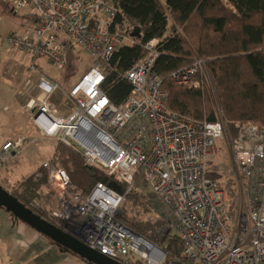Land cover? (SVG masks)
<instances>
[{
    "label": "built area",
    "instance_id": "2783aa9c",
    "mask_svg": "<svg viewBox=\"0 0 264 264\" xmlns=\"http://www.w3.org/2000/svg\"><path fill=\"white\" fill-rule=\"evenodd\" d=\"M13 12L31 10L40 20L34 28L12 31L5 41L14 52L45 57L63 67L68 49L91 58L90 66L71 85V112L62 116L48 104L58 84L39 78V104L28 107L41 132L78 152L124 183L118 193L96 183L83 194L67 171L51 161L42 164L55 194L48 215L59 228L90 249L122 264H264V127L256 122L190 118L169 109L161 80L152 72L159 39L144 44V56L122 77L131 89L120 104L110 101L103 83L114 70L116 49L131 36L112 28L117 9L111 0H3ZM38 71L32 63L29 67ZM204 61L170 73L174 83L202 86ZM199 73V74H198ZM198 75L201 78L198 79ZM35 114L36 117H35ZM225 139L237 174L244 183L246 209L229 206L224 189L212 176L216 140ZM28 142L9 140L0 147V168ZM214 171H216L214 169ZM145 188L143 203L160 226L152 234H176L178 253L136 233L117 218L125 195ZM150 196H147V194Z\"/></svg>",
    "mask_w": 264,
    "mask_h": 264
},
{
    "label": "trees",
    "instance_id": "16d2710c",
    "mask_svg": "<svg viewBox=\"0 0 264 264\" xmlns=\"http://www.w3.org/2000/svg\"><path fill=\"white\" fill-rule=\"evenodd\" d=\"M111 1L117 9L112 28L128 35L138 30L139 34L131 36L133 42L120 45L114 53L111 63L114 70L102 86L112 103L120 104L129 93L131 84L122 77L123 73L144 56V44L157 38L159 54L152 72L161 80L160 89L166 93L169 109L194 119L216 120L212 95L206 85L192 88L176 84L170 78L172 71L190 65L197 55L213 77L216 96L232 136L233 121L256 122L264 127V0ZM53 159L83 194L96 183L124 193L123 182L102 168L85 163L78 152L62 142L56 146ZM45 183L44 172L33 174L20 181L11 194L30 208L38 188ZM125 200L150 211L140 193H127ZM121 207L119 220L141 236L164 244L169 256L179 252L181 242L176 234L166 233L157 238L152 234L157 228L152 218L128 219L120 212ZM31 210L57 224L48 212Z\"/></svg>",
    "mask_w": 264,
    "mask_h": 264
},
{
    "label": "rangeland",
    "instance_id": "374dc122",
    "mask_svg": "<svg viewBox=\"0 0 264 264\" xmlns=\"http://www.w3.org/2000/svg\"><path fill=\"white\" fill-rule=\"evenodd\" d=\"M20 13L21 11H11L9 6L0 0V147L6 141L18 138H26L28 141L10 160L14 162H8L0 168V185L10 193L17 188L20 181L30 175L37 173L41 175V172H44L46 176L42 167L43 162L51 161L58 164L54 161L53 154L59 141L41 132L33 121L28 107L32 100V107L39 104L37 100L41 92L38 87L39 78L43 76L58 84V88L47 101L58 114H61L62 110L68 114L72 110V102L65 93L92 62L85 52L76 48L72 51L68 49L66 64L61 68L50 63L45 57L34 59L24 52L12 51L5 37L9 31L12 32L11 30L21 26L17 20ZM123 44L131 42L125 40ZM195 56L197 55L193 57ZM32 63L38 67V71L29 69ZM199 78L201 75H198ZM202 80V86L206 85L212 95L217 117L221 115L227 121L216 96L213 77L205 65ZM215 145L217 152L211 162L212 176L224 189L229 206L236 205L239 209L245 210L244 183L236 172L231 150L225 145V139L216 140ZM40 168L41 172H38ZM134 192L147 193L141 186ZM56 202L55 194L46 177V183L38 188L29 207L49 212L56 206ZM121 208L120 212L128 219L152 218L155 228L160 226L157 216L151 210L146 212L126 200ZM0 264H88V262L72 251L49 241L46 236L0 206Z\"/></svg>",
    "mask_w": 264,
    "mask_h": 264
},
{
    "label": "water",
    "instance_id": "95a60500",
    "mask_svg": "<svg viewBox=\"0 0 264 264\" xmlns=\"http://www.w3.org/2000/svg\"><path fill=\"white\" fill-rule=\"evenodd\" d=\"M139 35L138 30L130 33V36ZM37 114H35L36 117ZM0 206L11 214L28 224L31 228L37 230L56 244L72 251L84 258L91 264H122L113 260L98 251L90 249L83 242L63 231L55 224L41 218L30 208L22 204L8 190L0 185Z\"/></svg>",
    "mask_w": 264,
    "mask_h": 264
},
{
    "label": "crops",
    "instance_id": "0c3cea01",
    "mask_svg": "<svg viewBox=\"0 0 264 264\" xmlns=\"http://www.w3.org/2000/svg\"><path fill=\"white\" fill-rule=\"evenodd\" d=\"M161 2L164 3L165 0H164V2L163 1H161ZM9 8L11 10V7L10 6H9ZM17 20H19L21 26L18 27L17 29H15V30H11V31L23 32L25 29L34 28L40 22L39 18L31 10H29V9L21 10V13L19 14V17H18ZM72 50H74V49H71V51ZM65 94H67V93H65ZM68 114H66L65 112L63 113V110H62L60 115L66 116Z\"/></svg>",
    "mask_w": 264,
    "mask_h": 264
},
{
    "label": "flooded vegetation",
    "instance_id": "af4514ba",
    "mask_svg": "<svg viewBox=\"0 0 264 264\" xmlns=\"http://www.w3.org/2000/svg\"><path fill=\"white\" fill-rule=\"evenodd\" d=\"M49 241H51V242H53L52 240H50L49 239ZM53 243H55V242H53ZM58 245V244H57ZM58 246H60V245H58ZM60 247H62V246H60ZM82 258V257H81ZM83 260H85L84 258H82ZM87 261V260H86ZM88 262V261H87ZM88 264H89V262H88ZM91 264V263H90Z\"/></svg>",
    "mask_w": 264,
    "mask_h": 264
},
{
    "label": "bare ground",
    "instance_id": "6f19581e",
    "mask_svg": "<svg viewBox=\"0 0 264 264\" xmlns=\"http://www.w3.org/2000/svg\"><path fill=\"white\" fill-rule=\"evenodd\" d=\"M59 69V68H58Z\"/></svg>",
    "mask_w": 264,
    "mask_h": 264
}]
</instances>
